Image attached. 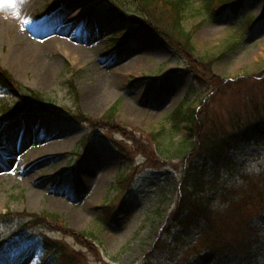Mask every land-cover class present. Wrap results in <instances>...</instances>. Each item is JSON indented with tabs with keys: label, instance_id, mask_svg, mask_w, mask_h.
<instances>
[{
	"label": "rangeland",
	"instance_id": "374dc122",
	"mask_svg": "<svg viewBox=\"0 0 264 264\" xmlns=\"http://www.w3.org/2000/svg\"><path fill=\"white\" fill-rule=\"evenodd\" d=\"M190 1L183 19L191 30L189 51L176 37L178 43L150 29L115 43L111 35L133 25L111 20L107 0H0V66L19 85L0 87V161L10 164L0 169V213L8 212L0 224V264H57L44 248L45 235L56 242L64 235L78 264H216L212 251L250 235L264 264L263 138L232 152L233 166L222 169L218 183L223 194L207 191L214 208L209 231L203 220L185 237L171 226L184 155L195 140L174 111L198 107L209 129L259 123L264 131V0H246L239 11L214 18L204 0ZM122 4L130 14L142 11L131 0ZM19 29L39 44L59 35L70 47L39 52L52 65L45 84L32 65L18 72L7 54L6 40ZM92 86L102 98L90 104L84 89ZM18 89L38 92L57 114L9 118L2 109L24 101ZM109 109L116 112L112 119H106ZM75 110L89 123L72 121ZM93 123L95 131L83 137ZM115 124L122 133L113 131ZM55 135L66 145H57ZM29 151L41 156L28 157ZM86 163L92 165L88 185L79 180ZM99 170L100 183L91 184ZM56 199L62 206L51 205ZM43 213V227H24ZM80 213L84 220H75ZM46 214L58 219L52 223Z\"/></svg>",
	"mask_w": 264,
	"mask_h": 264
},
{
	"label": "trees",
	"instance_id": "16d2710c",
	"mask_svg": "<svg viewBox=\"0 0 264 264\" xmlns=\"http://www.w3.org/2000/svg\"><path fill=\"white\" fill-rule=\"evenodd\" d=\"M110 2L116 1L118 4L122 0H109ZM139 3L143 5L144 10L149 13L151 19H144L142 17L132 18L131 16H126V14L121 16L120 14H110L111 19H116L117 22L121 23H133L136 19L138 20L141 26H146L152 28L155 31H158L160 34L166 37H171L175 39L177 38L180 43L184 44V46L190 51L193 49V45L191 41V33L187 32L183 27V19L185 18V13L187 12L190 0H137ZM206 3V8L213 3L214 0H204ZM246 0H220V9L229 8L233 11H239L241 6L244 5ZM163 5L168 6L166 11L163 10ZM160 11V12H159ZM218 11V10H217ZM161 13V14H158ZM264 13V12H263ZM171 19V23L168 20ZM168 24L169 26L163 25V23ZM129 32H125L123 34L127 35ZM175 39V41H177ZM177 41V43H178ZM0 83L3 85H10L12 83V76L4 71L0 67ZM218 86L223 87V83L220 80L215 82ZM221 84V85H220ZM230 86L233 84H239L234 82L233 84L227 83ZM34 101V102H33ZM33 101L31 103V107L43 110L46 108L45 100L40 99L39 97H33ZM35 105H37L35 107ZM38 105H40L38 107ZM31 108V109H32ZM24 105L19 106L18 104L15 106H11L7 109L9 115L20 114L24 110ZM175 118L179 120V122L186 121V128L189 129V134L191 136L195 135L197 139L193 151L185 156V165H184V175L180 181V198L177 202V206L170 213L171 217V226L179 227L184 232L189 231L193 226H197L199 224V220L203 219L204 222L208 224L210 227L207 229L208 231L214 226L212 223L213 217V209L211 208L210 203H208V199L205 197V191L207 184L211 187L212 190L216 189V182L218 179V171L216 167H227L231 162L230 152L234 149H237L238 143L241 141H248L251 139H257L263 137V132L261 131V126L259 123L250 124L247 126H241L237 124V126L229 131H219L215 129H209L206 127L205 121L202 118H199L198 107L187 108L185 110L178 109L175 112ZM115 115V111L109 110L106 115V119L113 118ZM114 130L121 131L122 126L120 124L114 125ZM157 134L154 135V137ZM159 135V134H158ZM215 168V169H214ZM209 170H212L216 173L213 177L212 181L207 180ZM217 171V172H216ZM236 202L231 203V207ZM45 214L43 213L42 217H37L41 221H46ZM46 217L51 222L53 220H57L54 215L46 214ZM58 217V216H57ZM214 220V219H213ZM53 223V222H52ZM52 227L53 224L51 225ZM250 236V235H249ZM243 239L241 242L231 243L233 244L231 250L228 248L225 250L222 246L215 251L219 252L220 250L224 251L222 255H230V258L233 257L235 262L238 264H247L253 263V248L254 244H251V236ZM209 248H215V245L210 241L208 243ZM57 250L62 252V256L58 261L59 264H78L76 260V251L69 250L68 246L65 242L60 244L57 247ZM72 252L73 255H69L67 257V253ZM64 254L66 256L64 257ZM69 258V260H68ZM253 260V261H252Z\"/></svg>",
	"mask_w": 264,
	"mask_h": 264
},
{
	"label": "bare ground",
	"instance_id": "6f19581e",
	"mask_svg": "<svg viewBox=\"0 0 264 264\" xmlns=\"http://www.w3.org/2000/svg\"><path fill=\"white\" fill-rule=\"evenodd\" d=\"M27 31H29V30L19 29L18 32L13 33L12 36L8 37V40H6V42L9 43L7 54L10 55L11 62H13V65L15 64L14 65L15 69L18 72L25 69L24 66L30 67V65H32L33 68L35 69V71L39 72V73H37L39 76L38 77L39 82H41V84L42 83L45 84L47 75H48L49 70L51 69L52 65H51L50 61H47L49 64L47 67L46 66V60H44V58L40 57L39 52L40 51H43V52L51 51L55 45H59L60 47L63 46L67 50L70 49V47H68V45L64 42V38L60 37L59 35H55L53 37L45 39V40H43L44 42H41L39 44L34 38L31 37V35H28ZM61 31L63 32L64 30L63 29L59 30V33H61ZM30 32L32 33V30H30ZM103 89H104V87H102L101 90H103ZM84 91L86 92L85 97H87V101L90 104H92L93 102L96 103V101L99 102V100H101V98H102V95L99 93L101 91H98V92L95 91V86L86 87L84 89ZM28 125H30V124H28ZM30 127H31V125H30ZM116 132H118V131H116ZM57 136L58 135H55L56 141L59 142V144H57V145H66V142L65 141L63 142V141L57 139L58 138ZM34 141L32 142V144H34ZM51 145L52 144L50 143V145H48V146L50 147ZM47 149H48V147H47ZM6 150L11 152V150H13V149L11 146L8 145L5 148V151ZM25 153H27L26 155H28V157H31V158H34L36 156H41V154L34 155L35 153L32 151L25 152ZM3 164H5V163L3 162ZM36 164L37 163H35L34 166ZM82 166H84V167H82V169H81L79 180H80V182H82V184L86 183L88 185L89 182H91L88 175H89V170H90L92 165H89V164L87 165V163H86ZM102 173L103 172L99 170V172L96 173L95 176L93 175L94 177H91L93 179L91 184L96 185L98 182L100 183V181L102 179L101 178ZM31 192H32L31 198H33V199H30V200H32V202L34 203L35 202L34 197L36 196L37 193H39V190L34 189ZM60 200L61 199H56V201L55 200L51 201L52 202L51 205H55L57 207L62 206L63 203ZM64 206H66V205H64ZM76 215H77V218L76 219L74 218L75 220H77V221L84 220V219H82V213L76 214Z\"/></svg>",
	"mask_w": 264,
	"mask_h": 264
}]
</instances>
